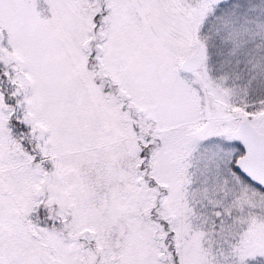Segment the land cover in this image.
<instances>
[{
    "label": "snow or ice",
    "instance_id": "6c2138e0",
    "mask_svg": "<svg viewBox=\"0 0 264 264\" xmlns=\"http://www.w3.org/2000/svg\"><path fill=\"white\" fill-rule=\"evenodd\" d=\"M0 264H264V0H0Z\"/></svg>",
    "mask_w": 264,
    "mask_h": 264
}]
</instances>
